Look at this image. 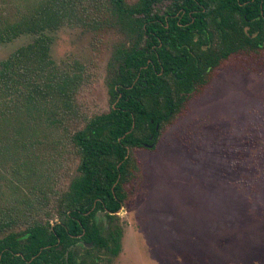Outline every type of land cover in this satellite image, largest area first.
Wrapping results in <instances>:
<instances>
[{
  "label": "trees",
  "instance_id": "16d2710c",
  "mask_svg": "<svg viewBox=\"0 0 264 264\" xmlns=\"http://www.w3.org/2000/svg\"><path fill=\"white\" fill-rule=\"evenodd\" d=\"M64 26L112 29L121 38L107 65L105 113L80 120L75 110L83 67L59 68L51 57ZM20 36L32 40L0 62V99L21 116L58 124L78 164L49 207L0 217V264H95L92 252L116 256L121 248L117 213L141 173L132 150L155 146L231 57L264 54V0H21L0 43Z\"/></svg>",
  "mask_w": 264,
  "mask_h": 264
},
{
  "label": "rangeland",
  "instance_id": "374dc122",
  "mask_svg": "<svg viewBox=\"0 0 264 264\" xmlns=\"http://www.w3.org/2000/svg\"><path fill=\"white\" fill-rule=\"evenodd\" d=\"M20 12L21 0H0V30ZM120 39L112 29L81 26H64L53 36L51 57L58 67H83L75 104L80 120L108 111L107 65ZM31 40L0 43V62ZM5 98L0 217L14 215V208L22 216L49 207L75 175L78 158L58 124L40 114L21 116ZM132 155L141 173L131 184V201L117 213L120 251L92 252L88 262L264 264V54L231 57L155 146ZM96 219L106 228L102 213ZM77 249L82 254L80 244Z\"/></svg>",
  "mask_w": 264,
  "mask_h": 264
},
{
  "label": "water",
  "instance_id": "95a60500",
  "mask_svg": "<svg viewBox=\"0 0 264 264\" xmlns=\"http://www.w3.org/2000/svg\"><path fill=\"white\" fill-rule=\"evenodd\" d=\"M146 147L149 148V147H152V146H151V145H146ZM122 208H123V207H122ZM122 208H121V209H122ZM88 246H91V244H88Z\"/></svg>",
  "mask_w": 264,
  "mask_h": 264
}]
</instances>
